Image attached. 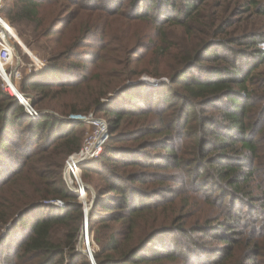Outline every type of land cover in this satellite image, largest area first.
I'll use <instances>...</instances> for the list:
<instances>
[{"label": "trees", "instance_id": "obj_1", "mask_svg": "<svg viewBox=\"0 0 264 264\" xmlns=\"http://www.w3.org/2000/svg\"><path fill=\"white\" fill-rule=\"evenodd\" d=\"M0 14L48 50L20 85L37 116L0 80V264H91L62 176L87 126L66 118L91 112L109 124L81 169L96 264H264V0H3Z\"/></svg>", "mask_w": 264, "mask_h": 264}, {"label": "built area", "instance_id": "obj_2", "mask_svg": "<svg viewBox=\"0 0 264 264\" xmlns=\"http://www.w3.org/2000/svg\"><path fill=\"white\" fill-rule=\"evenodd\" d=\"M1 8L2 0H0V10ZM16 38L17 36L15 35L13 28L0 14L1 89L2 91L9 93L11 96L16 97L24 106L26 112L31 117H34L38 115V112H35L30 106L32 97L20 93L18 87L16 86V80L20 78L21 69V63L20 66L18 63V56L15 55L14 57L15 48L13 46V41ZM14 58H16L17 63L13 66ZM44 65L45 63L43 61L35 58L29 66L37 72L38 70H41ZM69 117H76L77 120H72L70 118L68 120L82 121L89 127L84 134L81 147L66 158L62 172V176L67 187L76 193L81 202L85 205L87 201V185L81 182V169L83 166L92 163L102 152L104 144L109 139V124L104 118L94 116L92 112L87 115H71ZM44 203L56 206L63 205V202L60 200H50Z\"/></svg>", "mask_w": 264, "mask_h": 264}, {"label": "rangeland", "instance_id": "obj_3", "mask_svg": "<svg viewBox=\"0 0 264 264\" xmlns=\"http://www.w3.org/2000/svg\"><path fill=\"white\" fill-rule=\"evenodd\" d=\"M2 6H3V0H2ZM11 27L13 28L14 33L17 36V38L13 41L14 42L13 46L15 48L14 57H15V55L18 56V58H19V62H18L19 66H20V63H21L20 78L16 80V86L18 87V90H19L20 93H22L24 95H29V96L32 97L33 93L31 91H21L20 90V85H21V83H22V81L24 79H26L27 77H29L31 75L39 73L41 70H43L46 67V65L48 63L47 62V55H48L47 51L48 50L46 51V48H45V45H44V42H43L42 39L36 40L37 38L33 36L31 25L30 26H26L25 30L22 32V34H20V32L17 31L14 26H11ZM28 43H30V44H28ZM33 57H34V59L35 58L39 59L40 61H43L45 63L44 67H42V69L38 70L37 72H35L32 69V67L29 66L32 63V61L34 60ZM16 63H17V60H16V58H14L13 66L16 65ZM0 80L2 81L1 77H0ZM146 80H148L149 82H151V81L154 82V80H150V79H146ZM32 99H33V97H32ZM106 100H108V99H106ZM31 102H32V100H31ZM30 106H31V103H30ZM31 108L33 109L32 106H31ZM34 111L38 112L39 110H37V111L34 110ZM44 111H49V110L48 109L47 110H42L40 112H44ZM49 112H51V111H49ZM51 113H53V112H51ZM88 128L89 127L86 126V125L85 126L84 125H79L77 129H78V131L80 133L84 134L88 130ZM93 164H94V161L92 163H90V164H87V165H93ZM81 176H82V174H81ZM81 178H82L81 182L84 183L85 185H87L86 189H89L91 191L92 196H93L94 190L92 189L91 186H89L88 184H86L83 181V177H81ZM88 201H89V203H87ZM88 201L86 202L87 204L86 203H85V205L83 204L84 206H83V221H82V225L84 223L85 216L86 215L88 216V212L89 211H87V209H88L87 207L91 203L90 199H88ZM61 206H63V205H61ZM88 248L90 249V251H92V250H94L96 248V244L92 241L91 237L88 236V232H87V234L83 233V230H82V227H81L76 249L87 250Z\"/></svg>", "mask_w": 264, "mask_h": 264}, {"label": "water", "instance_id": "obj_4", "mask_svg": "<svg viewBox=\"0 0 264 264\" xmlns=\"http://www.w3.org/2000/svg\"><path fill=\"white\" fill-rule=\"evenodd\" d=\"M116 92V91H115ZM115 92H113L111 95L113 96L114 94H115ZM72 119V120H77V118L76 117H67V119ZM91 204H92V202L90 203V205L86 208L87 209V211H89V209H90V207H91ZM87 216V215H86ZM85 216V219H84V223H83V225H82V230H83V233H85V234H87V217ZM77 251H79V252H82V253H84L85 255H87L88 256V258H89V260H90V262H91V264H96L95 262H94V259H93V257H92V253H91V251H90V249L88 248L87 250H82V249H77Z\"/></svg>", "mask_w": 264, "mask_h": 264}]
</instances>
